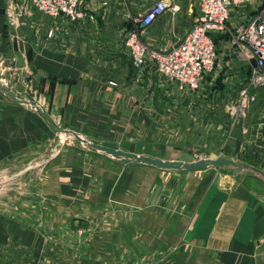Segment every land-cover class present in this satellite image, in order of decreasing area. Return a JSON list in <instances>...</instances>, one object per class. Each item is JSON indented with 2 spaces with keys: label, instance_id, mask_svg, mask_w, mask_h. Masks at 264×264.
Segmentation results:
<instances>
[{
  "label": "crops",
  "instance_id": "0c3cea01",
  "mask_svg": "<svg viewBox=\"0 0 264 264\" xmlns=\"http://www.w3.org/2000/svg\"><path fill=\"white\" fill-rule=\"evenodd\" d=\"M156 1L82 0V21L40 24L44 15L36 13L25 21L29 35L21 30L18 39L9 25L10 0H0V56L13 67L26 56L47 102L33 108L0 88V164L70 131L165 162L190 155L236 165L163 169L78 146L53 159L58 167L24 220L0 207V259L77 242L78 228L88 225L93 241L133 254L123 256L128 263L264 264V107L251 102L236 120L227 111L251 68L225 35H215L216 65L196 91L165 81L151 62L135 67L125 35ZM166 1L172 10L144 35L157 48L180 42L198 13L199 0ZM262 6L250 0L232 7L230 24L247 23Z\"/></svg>",
  "mask_w": 264,
  "mask_h": 264
},
{
  "label": "built area",
  "instance_id": "2783aa9c",
  "mask_svg": "<svg viewBox=\"0 0 264 264\" xmlns=\"http://www.w3.org/2000/svg\"><path fill=\"white\" fill-rule=\"evenodd\" d=\"M249 1L199 0L195 25L184 38L171 47L157 48L150 45L144 35L172 10L166 0H158L137 17L126 32V51L135 67L141 68L151 62L165 81L178 84L182 90L196 91L201 87L204 75L216 65L215 35L227 36L237 56L251 68L249 83L241 90L240 98L227 106L233 120L245 118L250 103L264 87V0H261L263 6L256 17L247 23L232 26L229 20L232 7ZM81 5L82 0H10L7 6L9 24L13 26L20 17H33L35 13L48 17L65 16L71 22H79L86 17ZM52 35L50 32L49 36Z\"/></svg>",
  "mask_w": 264,
  "mask_h": 264
},
{
  "label": "rangeland",
  "instance_id": "374dc122",
  "mask_svg": "<svg viewBox=\"0 0 264 264\" xmlns=\"http://www.w3.org/2000/svg\"><path fill=\"white\" fill-rule=\"evenodd\" d=\"M55 19H65L69 23H76L71 22L65 16L48 17L45 15L40 17L39 23L40 20L43 24L45 21ZM25 21L28 22V17L22 16L19 18L17 23L15 22L16 24L14 23L13 26L9 24L14 35L17 36L19 34V36L16 37L18 39L20 38V32L24 31V33H27L32 25L25 23ZM26 35L29 34L27 33ZM28 39L29 37H26L23 41L27 42ZM20 56L21 55H19L18 58L19 62L17 61L14 67L10 64L11 61L6 60L7 58H1L0 56V83L6 87L12 95L21 100L28 101V103H26L27 105L33 108H37L38 106L41 107L44 102L47 104L45 96L43 95V92L40 91L41 89L38 86V81L33 78L29 68L26 66V56ZM259 92H261V90H259ZM4 94L8 96L5 92ZM263 96L264 93L262 92L259 99L252 102L259 105L258 110H262L264 107V98L262 99ZM85 140L87 139L70 131H60L56 138L52 139L49 143L42 144L38 150L23 153L13 160L0 164V207L3 206L4 208L9 209L13 216L24 220L26 218L25 214L27 210L31 208V204L33 203L31 201L33 198H36V196L42 194L43 189L46 186L45 183L58 167L52 166L53 159L59 157L68 150L78 148V146L89 149L88 146H91L90 144L103 145L90 140L85 142ZM106 156H109L112 159H117L109 154H106ZM197 159H199V156L198 158H193V160ZM119 160H121L122 164L128 162L155 167L154 165L137 162L131 159H128V161L125 159ZM218 168H220V166ZM34 203L42 202L35 201ZM83 227L82 229L84 233L81 228H78L77 242H64L60 244L61 246H56L55 249L51 250L45 248H39L38 250H20L19 257H5L0 259V264H139L137 258L134 259L136 260L134 263H128L129 258H123L126 254H128L129 257H132L133 254H130V252L123 253L120 250L117 254L114 253L113 249L107 248V242H102L97 239L96 241H93L94 237L92 234H90V232H85L88 225L84 228ZM89 229L90 228H87V230ZM101 235H103V233H95V237H101ZM34 252L36 254H33ZM52 253H55V255L52 256ZM135 253L137 254V250Z\"/></svg>",
  "mask_w": 264,
  "mask_h": 264
},
{
  "label": "water",
  "instance_id": "95a60500",
  "mask_svg": "<svg viewBox=\"0 0 264 264\" xmlns=\"http://www.w3.org/2000/svg\"><path fill=\"white\" fill-rule=\"evenodd\" d=\"M0 88L15 102L28 103V101L21 100V99L17 98L16 96L12 95L6 89V87H4L1 83H0ZM86 141L87 140H85V142ZM90 145L91 146H88V148L90 150H92L93 152L106 153V154H109L115 158L125 159L126 161H128V159H131V160H134L137 162H143V163H147L150 165H154V166H157V167L163 168V169L184 168L187 170H202V169H206L210 166H215V167L220 166L221 167V166H225V165H233V166L236 165L235 162H233L232 160H228V159L223 158V157L216 158V159H208V160H193V157L190 155L184 156L180 160H176L174 162H165V161L160 160V159L138 156L136 154H133L130 152H125L123 150H118V149L113 148V147H108V146H103V145H92V144H90ZM237 170L238 171L242 170L241 165H239V164L237 165Z\"/></svg>",
  "mask_w": 264,
  "mask_h": 264
}]
</instances>
